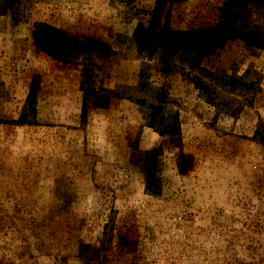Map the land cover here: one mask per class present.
<instances>
[{
  "label": "rangeland",
  "instance_id": "374dc122",
  "mask_svg": "<svg viewBox=\"0 0 264 264\" xmlns=\"http://www.w3.org/2000/svg\"><path fill=\"white\" fill-rule=\"evenodd\" d=\"M109 1L0 0V264H264V51L193 48L264 4Z\"/></svg>",
  "mask_w": 264,
  "mask_h": 264
},
{
  "label": "trees",
  "instance_id": "16d2710c",
  "mask_svg": "<svg viewBox=\"0 0 264 264\" xmlns=\"http://www.w3.org/2000/svg\"><path fill=\"white\" fill-rule=\"evenodd\" d=\"M257 1L264 4V0ZM109 4L110 8L115 12V14H117V17L119 18V20H121V22H132L134 18L141 14V16L143 17V22L137 23V26L139 27L138 34L141 37L147 39V48H149L150 51H160L164 47L170 46L163 41L162 33L158 30V27H156V23L152 22L156 15L158 2L155 3L153 9L150 11L137 8L136 5L134 8L133 5H130V2H128V0H110ZM121 10H123V12H121ZM39 32L47 33L46 40L52 45L55 44V46L63 51L69 52L70 50L79 47L77 45L67 44L64 40L63 35L60 34L56 28L45 24L34 25V27H32V39L37 42L39 40L37 37ZM198 39L199 42L194 45L193 48L195 49L197 56L200 58L207 57L211 54L216 53L224 46L227 41L235 40L242 42L247 47L264 51V25H262L260 30L257 28L253 30L238 29L235 28L228 20L223 19L215 29L199 36ZM258 133H264V131L261 128H256L254 134L258 135ZM259 136L264 145V137L261 135ZM182 163L188 164L189 158L181 156L178 157L175 164L176 170L179 174H183L187 169L186 167H183Z\"/></svg>",
  "mask_w": 264,
  "mask_h": 264
}]
</instances>
